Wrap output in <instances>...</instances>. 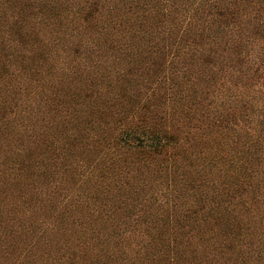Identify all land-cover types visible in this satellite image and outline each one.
Returning <instances> with one entry per match:
<instances>
[{"label": "trees", "instance_id": "16d2710c", "mask_svg": "<svg viewBox=\"0 0 264 264\" xmlns=\"http://www.w3.org/2000/svg\"><path fill=\"white\" fill-rule=\"evenodd\" d=\"M0 264H264V0H0Z\"/></svg>", "mask_w": 264, "mask_h": 264}]
</instances>
